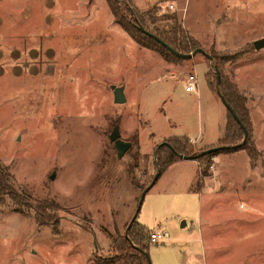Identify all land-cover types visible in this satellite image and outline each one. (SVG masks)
<instances>
[{"label": "rangeland", "instance_id": "374dc122", "mask_svg": "<svg viewBox=\"0 0 264 264\" xmlns=\"http://www.w3.org/2000/svg\"><path fill=\"white\" fill-rule=\"evenodd\" d=\"M134 2L139 12L155 8L151 28L168 29L174 24L168 15L176 14L201 48L222 57L220 83L216 64L201 53L207 64L178 58L172 66L134 42L111 24L106 0H0V162L13 192L32 206L0 198V264L117 261L111 235L125 233L136 214L150 231L162 225L169 234L150 242L151 264H197L193 256L185 263L189 252L201 264H264V204L256 198L264 180L258 171L247 176L245 156L223 149L195 160L198 178L194 166L171 165L139 205L158 170L157 149L168 141L158 143L168 106L176 105L193 138L200 127L221 132L229 118L217 90L200 100L187 90L181 78L190 72L200 89L208 88L209 70L215 89L225 81L246 98L259 151L251 114L256 123V106L264 109V48L253 42L264 37V0ZM115 87H123L125 102H115ZM116 127L132 143L120 158L110 140ZM219 158H227L221 171ZM248 161L251 168L264 165L263 156ZM206 182L211 188L201 195Z\"/></svg>", "mask_w": 264, "mask_h": 264}, {"label": "trees", "instance_id": "16d2710c", "mask_svg": "<svg viewBox=\"0 0 264 264\" xmlns=\"http://www.w3.org/2000/svg\"><path fill=\"white\" fill-rule=\"evenodd\" d=\"M106 1L111 9L116 24H118L137 44L144 48L159 52L166 60L178 59L180 57H177L155 39L141 31L140 26H143L146 30L156 34L181 53L188 54L201 48L199 43L185 31L176 14L168 15V18L174 22V24L168 29H153L148 25L147 20L151 19L152 22L157 20L156 13L154 12L155 8L149 9L145 12H139L131 6L128 0ZM210 55L213 57L211 61L216 64L214 66L216 72V67L220 70V64L223 58L217 56L214 52H211ZM206 80L213 91L217 90L216 93L219 96L223 95L225 97L227 103L238 115L249 133L247 140L244 141L243 128L227 109L229 118L225 124L222 137L219 140L220 146H229L224 149V151L243 149L248 153L251 160L261 157L262 154L259 153L252 139L251 120L246 107V98L240 94L235 86L225 81L221 83L220 87L216 86L217 89H215L209 70L206 73ZM167 142L170 143L172 147L163 144L158 147L156 152L157 168L160 171V175L174 162L181 159L180 155H196L195 160H199L219 153V151H217L207 155H201V152L204 149L198 151L195 146L189 143V138L187 136L172 137L169 138ZM204 170L202 172L203 175L207 174ZM11 180L12 177L8 168L4 167L0 162V198L7 195L10 199V203L15 207L26 206L31 208L32 206L27 203V199L24 196L17 195L13 192V184ZM41 208H43L42 205L37 206V209ZM126 231L127 232L123 234L117 232L116 234L111 235V247L118 252V260L104 261L101 258L96 257L95 262L97 264H151L150 258L146 255V253L149 254L150 248V230L135 219L129 222L126 226Z\"/></svg>", "mask_w": 264, "mask_h": 264}, {"label": "crops", "instance_id": "0c3cea01", "mask_svg": "<svg viewBox=\"0 0 264 264\" xmlns=\"http://www.w3.org/2000/svg\"><path fill=\"white\" fill-rule=\"evenodd\" d=\"M129 1V3L131 4V6L132 7H134V4H135V2H134V0H128ZM133 1V2H132ZM99 2H101V1H99ZM136 5V4H135ZM96 6V5H95ZM95 6L92 8V10H95L94 8H95ZM135 8V7H134ZM136 10H137V8H135ZM75 14L77 15L78 13L77 12H75ZM95 14V13H94ZM108 14H110V17H109V19H110V21H111V24H116L114 21H113V18H114V16H113V14H112V12L110 13L109 12V10H108ZM112 14V15H111ZM78 16V15H77ZM90 19L92 20V22H95L96 20H97V16H96V14L95 15H93V16H91L90 17ZM89 19V20H90ZM79 21H77V23H78ZM118 25V24H117ZM119 26V25H118ZM120 27V26H119ZM121 28V27H120ZM122 29V28H121ZM123 30V29H122ZM124 31V30H123ZM125 32V31H124ZM133 40V39H132ZM134 41V40H133ZM135 42V41H134ZM197 58V59H196ZM199 57H197V54H195V55H193L192 57H190V59H195V60H198V62H202V63H205V64H207L206 62H204V61H199L200 59H198ZM167 62L166 63H168L169 65H172V66H176L174 63H173V61L174 60H166ZM177 68H179V69H181V65H178L177 66ZM207 69H208V65H207ZM208 71V70H207ZM191 73V72H190ZM189 73V74H190ZM207 73V72H206ZM206 73H205V79H206ZM188 75V74H187ZM186 79H187V77H182L181 78V81H186ZM206 81V84H207V86H208V88L206 89V88H201L200 89V86H199V92L196 94V93H193V94H195V96L198 98V100H200V98H201V96H202V94L204 93V92H209V93H211V94H216L210 87H209V84L207 83V80H205ZM205 90H207V91H205ZM264 98V97H263ZM261 99H262V97H261ZM262 101H263V99H262ZM264 103V102H263ZM175 108H176V105L175 104H171V107H169L168 106V108H167V110H168V112H169V116H167L166 118H167V120H168V122L166 121V123H165V125L167 126V127H164V129L162 130V132L160 133V138L158 139V143H161L162 141H164V140H166V139H169V138H172V137H176V136H187L188 138H190L194 143H196L197 145H198V147H200V148H205V147H212V146H215V145H217V143H219V140H220V138L222 137V134H223V130H224V127H223V130L221 129V132L220 131H215V132H212V131H210L211 133H209V131H207V130H204L202 127H200L199 128V130H198V134H197V138H193V137H191V136H189L188 134H186V133H188L187 132V129H186V127H182V125H181V121H179V117H178V114H176V112H175ZM257 110V111H256ZM263 111L264 112V109L260 106V105H258V106H256V108H255V111H256V114H257V118H256V123H255V119H254V117H253V115L251 114V116H252V122H253V133H254V139H255V142H256V145H257V147H258V149H259V151L261 152V154H262V156H263V158H264V146H261V142L263 141V139H264V135H263V133H264V127L262 126H259L258 125V115H259V112L260 111ZM166 115V114H165ZM170 115H173V116H170ZM263 116L264 115H261V118H262V121H263ZM261 120V119H260ZM183 128V130H181ZM220 153H234V156L236 155V156H245V158H246V163H245V165L243 166V167H245L246 169H247V176L249 175V176H257V174H256V171H258V176L257 177H260L262 180H264V165L263 164H261V163H258L257 165H255V167L254 168H251L250 167V163H249V161L248 160H250V156L248 155V153L245 151V150H243V149H239V150H235V151H221ZM224 160H227V158L226 159H221V158H219L218 159V162H217V168H218V170H220V166H223L222 165V162L224 161ZM183 163L184 165H187V166H194V171H195V174H196V178H198V176H199V173H198V167H197V163L195 162V159H193V160H186V159H180V160H178V161H176V162H174L173 164H172V166L173 165H175V164H177V163ZM259 167V168H256V167ZM258 169V170H257ZM221 171V170H220ZM163 174V173H162ZM161 174V175H162ZM161 175L158 177V179L161 177ZM157 179V180H158ZM216 182H219L218 180L216 181ZM220 183V182H219ZM191 184V183H190ZM207 182H206V185H205V187L203 188V186H202V190L201 191H199V193L202 195L203 194V190L205 189L206 190V188H211V187H208L207 186ZM220 185V184H219ZM220 187V186H219ZM193 188H192V185H191V187L189 188V191H193L192 190ZM256 195H257V197L256 198H258L260 201H261V203L262 204H264L263 202H264V190H261L260 191V193H259V190H257V193H256ZM201 197V196H200ZM201 216V215H200ZM201 218V217H200ZM142 225H144V226H146L145 224H143V223H141ZM182 228L183 227H186V222L184 221L181 225H180ZM147 227V226H146ZM160 229H162V230H165V228L161 225V226H159V228L157 229V230H160ZM201 234H202V232H201ZM218 236V235H217ZM218 238V237H217ZM165 242V241H164ZM200 243H201V245H202V251H203V254L205 253V250L207 251V247H206V242H205V238H203V236H200ZM197 254H195V255H192V254H190V252H189V254H186L185 253V263L187 262V261H191V257L193 256V260H195L196 262H197V264H201L200 263V260H199V256H196Z\"/></svg>", "mask_w": 264, "mask_h": 264}, {"label": "water", "instance_id": "95a60500", "mask_svg": "<svg viewBox=\"0 0 264 264\" xmlns=\"http://www.w3.org/2000/svg\"><path fill=\"white\" fill-rule=\"evenodd\" d=\"M141 31H143L145 34H147L148 36L152 37L153 39H155L158 43H160L162 46H164L165 48H167L171 53H173L174 55H176L177 57L186 59V58H190L193 55L197 54V53H201L203 54L205 57H207L209 60H212L213 57L207 53L203 48H198L195 51L185 54V53H181L177 50H175L173 47H171L168 43H166L163 39H161L159 36H157L156 34L146 30L143 26H140ZM254 48L256 50H261L264 48V37L259 38L257 40H255L253 42ZM216 73H217V80H218V84L221 81V77H220V71L219 69L216 67ZM221 101L222 103L225 105V107L232 113L233 117L235 118V120L241 125V127L243 128L244 131V141L247 140L248 138V131L246 129V127L242 124L240 118L238 117V115L234 112V110L231 108V106L227 103L225 97L223 95H220ZM114 99L116 103H122L125 102V96L123 93V87H115L114 88ZM110 140L111 142L114 144L115 149L117 150V155L118 157H122L132 146V143L129 141H125L121 138V133L119 128H115L112 132V134L110 135ZM166 144L169 147H172L170 145V143L168 142H162L160 145ZM228 148V146H217V147H211L209 149H206L204 151L201 152V155H207L213 152H217L223 149ZM180 158L182 159H186V160H193L196 158V155H190V156H185V155H180ZM160 175V171L157 170V173L155 175V177L153 178L152 182L147 186L146 189H144L141 197H140V201H139V205L141 206L143 199L145 197L146 192L152 187V185L157 181L158 177ZM137 217V214L133 217L132 221L135 220ZM127 232V231H126ZM125 232V233H126ZM146 255L149 257V254L146 253Z\"/></svg>", "mask_w": 264, "mask_h": 264}, {"label": "built area", "instance_id": "2783aa9c", "mask_svg": "<svg viewBox=\"0 0 264 264\" xmlns=\"http://www.w3.org/2000/svg\"><path fill=\"white\" fill-rule=\"evenodd\" d=\"M169 8L173 9L174 5L171 4L169 5ZM186 88L189 92L192 93H198L199 92V80L198 76L195 73H190L187 76L186 79ZM169 234L166 230H155V231H150L149 233V241L151 243H160L168 240Z\"/></svg>", "mask_w": 264, "mask_h": 264}]
</instances>
